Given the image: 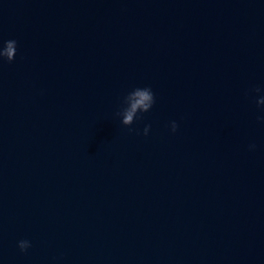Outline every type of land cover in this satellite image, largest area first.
I'll list each match as a JSON object with an SVG mask.
<instances>
[{
  "label": "water",
  "instance_id": "water-1",
  "mask_svg": "<svg viewBox=\"0 0 264 264\" xmlns=\"http://www.w3.org/2000/svg\"><path fill=\"white\" fill-rule=\"evenodd\" d=\"M8 40L0 264H264V0H0Z\"/></svg>",
  "mask_w": 264,
  "mask_h": 264
},
{
  "label": "clouds",
  "instance_id": "clouds-1",
  "mask_svg": "<svg viewBox=\"0 0 264 264\" xmlns=\"http://www.w3.org/2000/svg\"><path fill=\"white\" fill-rule=\"evenodd\" d=\"M17 42L15 40H8L4 42V46L0 49V61H7L11 63L16 56ZM259 92V89H255ZM125 107L118 113L122 117V124L125 127H130L134 120L138 117V113H147L153 107L155 103L154 94L149 87L145 88H135L130 93H128L123 100ZM258 105H264V98L257 101ZM149 127L144 129V135L147 136ZM178 125L176 122L171 123V131L175 133L177 131ZM255 145H251L250 148L254 149ZM20 250L26 251L30 244L28 241L19 242Z\"/></svg>",
  "mask_w": 264,
  "mask_h": 264
}]
</instances>
